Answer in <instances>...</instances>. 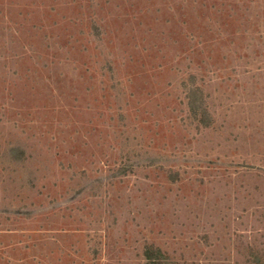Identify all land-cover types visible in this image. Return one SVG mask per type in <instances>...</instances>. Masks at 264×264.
Returning a JSON list of instances; mask_svg holds the SVG:
<instances>
[{
	"label": "rangeland",
	"instance_id": "374dc122",
	"mask_svg": "<svg viewBox=\"0 0 264 264\" xmlns=\"http://www.w3.org/2000/svg\"><path fill=\"white\" fill-rule=\"evenodd\" d=\"M0 264H264V0H0Z\"/></svg>",
	"mask_w": 264,
	"mask_h": 264
}]
</instances>
